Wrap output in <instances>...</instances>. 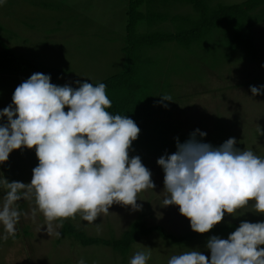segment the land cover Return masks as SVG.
I'll return each mask as SVG.
<instances>
[{"label":"rangeland","instance_id":"rangeland-1","mask_svg":"<svg viewBox=\"0 0 264 264\" xmlns=\"http://www.w3.org/2000/svg\"><path fill=\"white\" fill-rule=\"evenodd\" d=\"M125 7L126 0H0V47L6 45L22 57L58 68L59 84L94 82L123 65ZM139 9L160 16L149 23L142 18L136 24L137 32L174 30L182 22L172 15L195 14L189 4L178 0H144ZM231 36V28L219 22L187 45L166 41L142 47L137 77L144 82L140 99L149 104V123L143 140L132 142L129 157L141 158L155 187L137 194L140 210L114 203L94 222L83 220L79 212L68 217L85 235L118 237L137 218L159 224L173 236L187 232L190 220L181 215L179 206L162 204L168 194L157 160L175 153L176 138L184 143L196 129L207 133L203 138L197 135L201 142L219 147L235 138L237 148L264 158V94L253 96L250 91V86L264 85V16L251 26L252 47L229 46ZM30 76L26 71L0 69V111L12 104L16 87ZM162 95L172 101L160 103ZM6 123V116L0 118V124ZM38 163L35 148L24 146L0 162V210L7 205L19 213L14 235L0 222V264H78L80 260L84 264H129L137 251L151 252L147 264H168L173 255L191 250L210 258L209 238L227 239L243 221L264 222V213L256 212L255 201L250 200L233 215L225 213L217 225L226 226L215 225L207 233L184 240L163 237L154 229L138 235L125 252L102 243L82 244L68 233L59 234L58 220H46L34 192L27 187L14 191L13 182H31Z\"/></svg>","mask_w":264,"mask_h":264},{"label":"clouds","instance_id":"clouds-1","mask_svg":"<svg viewBox=\"0 0 264 264\" xmlns=\"http://www.w3.org/2000/svg\"><path fill=\"white\" fill-rule=\"evenodd\" d=\"M34 73L16 87L12 104L0 111V162L22 146L35 148L38 166L27 187L46 220L73 217L94 222L100 213L118 203L140 210L137 194L154 188L151 172L139 156L129 157L140 129L131 118L112 115L104 83H80L77 88L50 82ZM253 96L264 94V85L250 86ZM160 103L172 101L162 95ZM167 107V105H164ZM67 107V111L65 108ZM207 135L196 129L184 143L176 138V152L157 160L164 172L163 206H179L191 229L207 233L232 214L255 201L264 213V158L237 148L235 138L219 147L201 142ZM14 191L10 196L14 199ZM19 213L9 206L0 210V222L15 234ZM7 239V236H5ZM264 222L243 221L227 239L212 236L206 243L210 258L199 250L173 255L168 264H264ZM150 251H137L129 264H147ZM78 264H84L80 260Z\"/></svg>","mask_w":264,"mask_h":264},{"label":"trees","instance_id":"trees-1","mask_svg":"<svg viewBox=\"0 0 264 264\" xmlns=\"http://www.w3.org/2000/svg\"><path fill=\"white\" fill-rule=\"evenodd\" d=\"M144 0H126L124 9V43L121 50L124 52V61L121 69L115 71L97 81L89 82L93 84H106V95L112 101V106L105 109L112 115L127 116L134 120L140 129L137 141H142L148 130V103L140 99L144 97L143 86L137 77V64L142 60L141 49L144 46H152L166 41H175L181 45H187L203 37L207 31L212 29L217 23L225 22L232 30V36L228 39L229 46L235 47L237 44L252 47L251 26L260 21L264 16V0H240L237 2L223 3L216 2L209 4L206 0H178L189 4L195 14H186L182 18L179 15H172L176 22H182L174 30L170 31H144L137 32L136 24L145 18L149 23L153 18H159V13L145 9H139ZM184 20L187 23L183 27ZM0 69L1 70H21L30 75L43 73L50 76V82L59 84L56 76L59 69L39 63L34 58L22 57L16 54L10 47L2 45L0 47ZM77 88L79 85L67 84ZM59 234L68 233L82 244L102 243L109 245L113 249L125 252L129 244L141 234H146L154 229L163 237H170L180 241L195 236L197 232L191 228L178 236H173L166 232L159 224H146L143 219L132 220L118 237L103 238L96 235H85L82 230L73 225L67 218L58 219ZM217 226H226L219 224Z\"/></svg>","mask_w":264,"mask_h":264}]
</instances>
